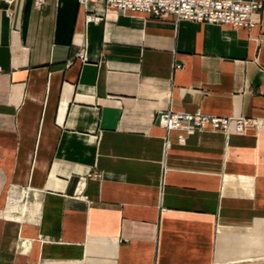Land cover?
<instances>
[{
	"label": "crops",
	"instance_id": "obj_1",
	"mask_svg": "<svg viewBox=\"0 0 264 264\" xmlns=\"http://www.w3.org/2000/svg\"><path fill=\"white\" fill-rule=\"evenodd\" d=\"M252 19L0 0V264H264V10ZM166 110L263 126L179 142Z\"/></svg>",
	"mask_w": 264,
	"mask_h": 264
},
{
	"label": "built area",
	"instance_id": "obj_2",
	"mask_svg": "<svg viewBox=\"0 0 264 264\" xmlns=\"http://www.w3.org/2000/svg\"><path fill=\"white\" fill-rule=\"evenodd\" d=\"M9 1V0H8ZM97 3L107 11L121 14L139 13L146 17L160 18L171 16L174 22H194L209 25H228L233 28H251L252 19L257 12L264 10V3L252 0H80ZM158 125L166 132H179L178 140L182 142L185 135L208 129L210 131L228 132L233 128L241 133L247 127L259 129L261 121L244 118L210 117L199 112L185 113L172 110L157 113ZM170 143L166 139L165 148Z\"/></svg>",
	"mask_w": 264,
	"mask_h": 264
}]
</instances>
